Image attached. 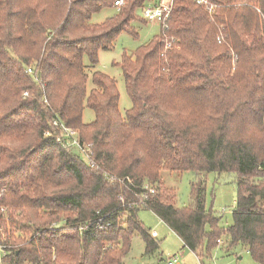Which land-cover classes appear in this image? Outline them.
Segmentation results:
<instances>
[{
    "label": "trees",
    "instance_id": "obj_1",
    "mask_svg": "<svg viewBox=\"0 0 264 264\" xmlns=\"http://www.w3.org/2000/svg\"><path fill=\"white\" fill-rule=\"evenodd\" d=\"M115 1L0 0L1 264H125L135 233L153 255L159 242L142 209L201 260L223 236L227 251L242 244L264 264V0H209L213 13L175 0L169 29L123 58L125 114L116 79L95 71L88 90L85 64L121 33L138 35L132 22L148 0ZM55 119L92 143L98 167L62 146ZM162 171L194 174L192 205L177 206ZM210 172L237 174L227 228L206 208ZM147 184L157 192L142 202Z\"/></svg>",
    "mask_w": 264,
    "mask_h": 264
},
{
    "label": "rangeland",
    "instance_id": "obj_2",
    "mask_svg": "<svg viewBox=\"0 0 264 264\" xmlns=\"http://www.w3.org/2000/svg\"><path fill=\"white\" fill-rule=\"evenodd\" d=\"M116 12L115 7L104 8L94 14L92 23L101 24ZM136 14L139 19L134 20L132 25L138 31L137 36L128 32L121 33L110 49L100 51L99 63L96 66L92 65L87 57L85 58V64L88 66L87 72L90 74L88 90L93 86L91 76L95 71H101L116 79L120 92V111L122 114H125L126 110L132 106L121 68L123 58L125 55L135 54L141 46L149 43L162 32V26L158 23L145 21L140 10H137ZM94 119L95 113L92 109L86 107L83 112V121L90 123ZM162 180L165 187L176 190V204L178 207L183 208L192 205L191 184L195 181L193 173L178 174L162 171ZM206 180V208L220 218L219 225L221 228H227L233 223V212L237 204V174L235 172L221 174L210 172ZM123 218L126 219L125 216ZM139 219L150 232H157L158 237L156 239L159 242V247L155 254L146 255L145 242L138 233H135L131 250L124 258L125 264H166L164 260L169 255L174 254L180 255L182 264H258L242 244L234 247L231 251H227V246H225L227 241L223 236H220V240L217 241L221 246L212 250V257L201 260L195 252L183 248L181 238L153 211L140 210ZM2 255L3 252L0 250V259L3 257Z\"/></svg>",
    "mask_w": 264,
    "mask_h": 264
},
{
    "label": "built area",
    "instance_id": "obj_3",
    "mask_svg": "<svg viewBox=\"0 0 264 264\" xmlns=\"http://www.w3.org/2000/svg\"><path fill=\"white\" fill-rule=\"evenodd\" d=\"M197 3L203 5L206 7V9L210 12L213 13L215 10L216 5L212 3L209 0H196ZM174 3L175 0H148L146 3H144L141 8L139 9L141 11L142 17L145 21L147 22H154L158 23L162 26L163 29H169V21L171 19L173 10H174ZM124 4V0H116L115 5L116 6H121ZM166 42V47L170 48L172 46V41L173 39L167 38ZM219 41H222V38H219ZM29 72L32 71L31 68L28 69ZM29 93L25 92L24 96H28ZM54 125L59 127L62 126L64 128L65 134L64 138H59V142L62 144V146L74 151L78 155H80L84 161L91 165L92 167H98V162L95 159V152L92 146V143H86L81 141L79 137V133L77 130L73 128L66 127L63 122H60L59 119L54 120ZM105 176L108 177L112 182L115 181H120L123 184L132 183L134 186H136L132 179L128 176L125 177H118L117 175H109V173L105 172ZM142 193L139 195L140 200L143 202L145 199H147L151 194H154L157 192L156 187L151 186V185H145L142 187ZM120 198L122 199L123 203H125V198L124 195H120ZM87 225H81L80 230L82 231L85 229ZM153 237H157L158 234L156 231L151 232ZM0 250H2V246L0 245ZM3 256V255H2ZM0 259V264H1ZM180 261V255L179 254H174V255H169L166 259L165 262L166 264H179Z\"/></svg>",
    "mask_w": 264,
    "mask_h": 264
},
{
    "label": "crops",
    "instance_id": "obj_4",
    "mask_svg": "<svg viewBox=\"0 0 264 264\" xmlns=\"http://www.w3.org/2000/svg\"><path fill=\"white\" fill-rule=\"evenodd\" d=\"M158 237V236H157ZM182 244H183V241H182ZM183 248H185V246H184V244H183ZM188 249V248H187ZM181 255H183L182 253H181ZM165 261V260H164ZM179 264H182V262H181V260L179 261Z\"/></svg>",
    "mask_w": 264,
    "mask_h": 264
}]
</instances>
